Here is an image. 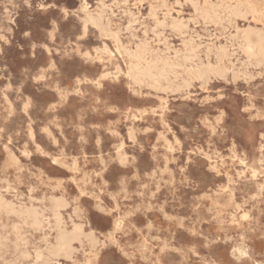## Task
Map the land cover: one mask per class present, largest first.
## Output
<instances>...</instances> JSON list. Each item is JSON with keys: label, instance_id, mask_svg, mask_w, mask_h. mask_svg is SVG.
I'll use <instances>...</instances> for the list:
<instances>
[{"label": "rangeland", "instance_id": "374dc122", "mask_svg": "<svg viewBox=\"0 0 264 264\" xmlns=\"http://www.w3.org/2000/svg\"><path fill=\"white\" fill-rule=\"evenodd\" d=\"M258 2L210 0L183 58L165 50L179 70H159L153 87L138 89L122 67L135 53L126 49L129 59L113 68L97 37L89 49L53 34L42 0H0V264H264ZM134 67L149 71L139 59ZM229 75L244 79L229 84ZM25 176L39 189L27 204ZM9 213L35 227L20 230ZM77 229L98 233L93 250ZM62 230L78 233L68 252L58 250ZM109 234L117 244L105 249Z\"/></svg>", "mask_w": 264, "mask_h": 264}, {"label": "snow or ice", "instance_id": "6c2138e0", "mask_svg": "<svg viewBox=\"0 0 264 264\" xmlns=\"http://www.w3.org/2000/svg\"><path fill=\"white\" fill-rule=\"evenodd\" d=\"M61 2L62 0H53V2L42 0L41 3V9L50 12L54 17L52 33L66 31L70 42L81 48L87 45L89 49H91L92 38L97 37L98 40L107 44L104 51L110 56L116 57L112 65L113 68H116V65L120 63L121 55L124 60H128L127 53H135L131 62L122 67L128 72L127 79L130 86L138 89L153 87L154 82L151 76L157 74L159 70L169 76L173 69L179 70L177 59L165 55V50L167 49L169 53L175 50L178 56L183 58L182 53L189 47L188 37L199 33L204 21V16L201 13L211 10L210 0H80L78 7L70 2L67 7H60ZM245 3L257 5V0H245ZM258 6L261 11V22H264V0H259ZM56 24H59V28L56 27ZM25 35L29 34L25 33ZM181 40L183 43L179 49L169 46V41L181 43ZM192 45V50L196 51L195 40L192 41ZM200 47H203L202 41ZM248 51L251 53L252 48L249 47ZM84 55L87 57L88 53H84ZM221 55H223L222 50L210 51L208 62L218 64L215 57ZM201 57H203V53H201ZM138 59L141 67L149 69L143 75H139L134 67ZM107 62L108 58L104 63ZM123 76L124 72L117 69L115 78L122 80ZM109 78L107 74L100 77L96 81L97 86H103L101 81H106ZM216 78L223 79L222 76ZM243 79L242 76L229 75L228 83L232 84L234 81H243ZM160 82L163 84V77H160ZM200 83L203 85L205 81L202 79ZM52 162L56 163V161ZM124 163L126 161L121 160V164ZM32 183L34 182L25 176L23 185H18L26 194L25 204H27L28 193L38 194L39 189L31 187ZM116 183L124 184L126 181L117 180ZM121 191H123L122 188ZM5 195L8 200H11L10 195L7 193ZM80 195H85V193ZM9 215L19 225L20 230L26 226L35 227L31 221L26 225L24 221L17 220L14 214L9 213ZM117 228H119V222ZM77 231L84 233L83 238L88 241V244L85 245L87 248L92 249L98 244L100 237L97 232L87 229H77ZM104 240L106 241L103 245L105 249L117 244L116 240L112 238V234L106 235ZM120 251L123 252V250ZM241 255L243 256L244 253ZM97 264H101L100 258L97 259ZM164 264H169V262L164 260Z\"/></svg>", "mask_w": 264, "mask_h": 264}, {"label": "bare ground", "instance_id": "6f19581e", "mask_svg": "<svg viewBox=\"0 0 264 264\" xmlns=\"http://www.w3.org/2000/svg\"><path fill=\"white\" fill-rule=\"evenodd\" d=\"M79 2V1H78ZM246 14V13H245ZM260 15V14H259ZM244 32H246V30L244 31ZM253 32V31H252ZM198 34V33H197ZM196 34V35H197ZM257 35V34H256ZM200 36V35H199ZM34 44V43H33ZM200 45V44H199ZM220 46V45H219ZM221 47V46H220ZM98 48V47H97ZM175 48V47H174ZM216 48V47H215ZM88 52V51H87ZM184 58H186V57H184ZM200 58V57H199ZM179 60V59H178ZM181 61V60H180ZM52 63V62H51ZM185 69V68H184ZM26 70V69H25ZM183 70V69H182ZM181 71V70H180ZM214 71V70H213ZM228 71V70H227ZM206 72V71H205ZM246 72H248V71H246ZM252 72V71H251ZM178 80V79H177ZM211 80V79H210ZM226 82V81H225ZM228 83V82H227ZM194 85V84H193ZM173 87V86H172ZM11 88V87H10ZM3 89V88H2ZM173 89V88H172ZM12 90V89H11ZM18 90V89H17ZM176 90V89H175ZM194 90V89H193ZM19 91V90H18ZM166 91V90H165ZM168 91V90H167ZM56 93V92H55ZM59 93V92H58ZM60 96V95H59ZM27 97V96H26ZM60 98V97H59ZM64 98V97H63ZM208 98V97H207ZM8 100V99H7ZM64 100V99H63ZM66 100V99H65ZM23 106V105H22ZM26 105H24V107H25ZM30 106V105H29ZM182 108V107H181ZM55 109V108H54ZM183 109V108H182ZM23 110V109H22ZM179 110V109H178ZM251 110V109H250ZM49 111V110H48ZM182 111V110H181ZM251 112V111H250ZM224 113H225V111H224ZM27 117V116H26ZM28 118V117H27ZM55 127H56V125H55ZM58 128V127H57ZM81 128H82V126H81ZM46 133V132H45ZM81 133V132H80ZM52 135V134H51ZM33 139V138H32ZM96 141V140H95ZM67 142V141H66ZM88 143V142H87ZM86 143V144H87ZM153 147H154V145H153ZM235 149H236V147H235ZM43 152V151H42ZM160 156H162L161 154H160ZM57 159V158H56ZM153 172V171H152ZM231 184V183H230ZM160 188H162V187H160ZM45 208V207H44ZM50 210V209H49ZM50 212V211H49ZM3 213V212H2ZM5 216V215H4ZM40 217H41V215H40ZM1 220V219H0ZM7 221V220H6ZM12 221V220H11ZM31 221V220H30ZM196 221H198L197 219H196ZM9 222V221H8ZM150 222V221H149ZM1 224V223H0ZM148 224V223H147ZM1 226H2V224H1ZM8 227V226H7ZM6 228V227H5ZM26 228V227H25ZM9 229H10V227H9ZM19 231V230H18ZM25 231V230H24ZM27 231V230H26ZM13 232V231H12ZM23 232V231H22ZM28 232V231H27ZM1 233V232H0ZM3 233V232H2ZM20 234V233H19ZM78 233H76V234H74V235H69L66 231H64V230H62V231H60V234H59V244H58V250L59 251H67L68 249H70V243H71V241L73 240V239H75V237H76V235H77ZM16 235H17V233H16ZM21 239V238H20ZM15 241V240H14ZM24 242V241H23ZM12 243H13V240H12ZM16 243V242H15ZM18 243V242H17ZM24 244H26V243H24ZM32 244V243H31ZM8 246V245H7ZM30 246V245H29ZM35 246V245H34ZM11 247V246H10ZM31 247V246H30ZM9 248V247H8ZM7 249V248H6ZM163 249V248H162ZM22 250V249H21ZM74 250V249H73ZM93 250V249H92ZM96 251V250H95ZM0 252H1V250H0ZM3 253H4V250L2 251ZM6 252V251H5ZM9 252V251H8ZM7 252V253H8ZM10 252H12V251H10ZM68 252V251H67ZM146 252V251H145ZM11 254V253H10ZM14 254V253H13ZM88 254H90V252L88 253ZM3 256V255H2ZM6 256V255H5ZM15 256V255H14ZM64 257V256H63ZM66 258V257H65ZM8 259V258H7ZM10 260H11V258H10ZM26 260H27V258H26ZM9 263V262H8ZM22 264V263H21ZM55 264V263H54Z\"/></svg>", "mask_w": 264, "mask_h": 264}]
</instances>
